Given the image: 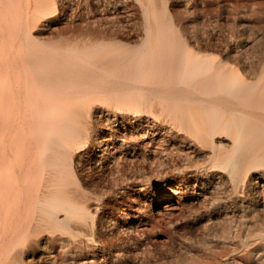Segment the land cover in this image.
<instances>
[{"label": "bare ground", "instance_id": "obj_1", "mask_svg": "<svg viewBox=\"0 0 264 264\" xmlns=\"http://www.w3.org/2000/svg\"><path fill=\"white\" fill-rule=\"evenodd\" d=\"M258 2L0 0V264L129 262L184 203L208 231L185 264L264 248Z\"/></svg>", "mask_w": 264, "mask_h": 264}, {"label": "rangeland", "instance_id": "obj_2", "mask_svg": "<svg viewBox=\"0 0 264 264\" xmlns=\"http://www.w3.org/2000/svg\"><path fill=\"white\" fill-rule=\"evenodd\" d=\"M105 1H111V0H105ZM126 1H127V5L125 6L126 9H123V11L127 13L128 11H130L134 3L133 0L130 1L126 0ZM129 2L130 4L131 3L132 4L130 5ZM220 2L223 3V1ZM91 6L93 7V5ZM255 8L259 10L257 12V15L253 17L252 21L262 33L264 32V0H259L258 5ZM223 13L226 14L225 10L223 11ZM138 21L139 20L136 15L132 17H128L127 15L126 16L124 15L120 19V22L124 26L125 30L127 32H130L128 33V38H124V39L131 46L137 44L139 41L140 28L138 25ZM57 27H58L57 40L63 37H69L73 35L72 32H64L62 29L63 28L62 25H59ZM73 30H75V28H73ZM154 179H160V177L154 176ZM223 198L224 197L222 195H219L217 200L213 202V206L215 207L216 205H220L221 203H223L224 200ZM191 207L190 206L188 207V204L184 203L183 205L180 206V208L178 207L174 211L175 217L172 216L168 220L161 219L158 215H156L155 207L153 206L149 207L148 212L151 221L149 222V225L146 227V231H145V235L148 238V242L145 244L146 251L145 253H143L144 255L142 254L140 256L137 255L134 256V253H131L130 256H132V258L130 257V261L129 262L123 261L120 264H130L132 259L134 258H137V260L141 259L136 264H185L184 262L185 257L194 255L195 252L197 253L206 249L205 246L201 245L202 239L208 233L207 229L203 227L201 221V217L203 215L204 209L199 208L197 206H191ZM245 249L246 248L242 246L230 247L228 251L225 253H221L218 251L217 257L219 258L221 256V259L239 258L241 256L240 253H242ZM248 263L250 264L264 263V248H258L253 253V256L247 262L245 263L241 262V264H248Z\"/></svg>", "mask_w": 264, "mask_h": 264}]
</instances>
